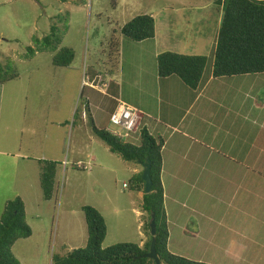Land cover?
<instances>
[{
    "label": "rangeland",
    "instance_id": "rangeland-1",
    "mask_svg": "<svg viewBox=\"0 0 264 264\" xmlns=\"http://www.w3.org/2000/svg\"><path fill=\"white\" fill-rule=\"evenodd\" d=\"M112 3L0 0V63L7 75H11V67L19 73L6 84L5 107L19 104L22 97H36L31 109L27 108L24 127L35 129L36 144L44 149L47 144L51 155L59 159L54 179L57 193L50 201L43 198L41 169L38 181L33 175L23 177L26 186L21 183L20 192L16 189L19 196L6 191L13 175L11 164L0 173V219L5 204L20 197L32 230L31 237L15 243L13 254L21 264H52L53 256L85 247L88 233L83 208L87 206L105 220L103 248L138 244L141 235L149 239L142 200L134 191L138 174L133 170L141 173L143 167L113 154L93 134L94 124L120 133L110 124L115 102L103 96L104 80L112 91L124 90L125 98L137 101L152 118L157 114L155 107L162 109L163 116L179 128L174 138L166 139L170 145L167 170L174 167L169 159L176 158L173 151L187 154V160L177 164L193 183L168 186L169 252L207 264H264V74L230 77L234 82L229 78L211 82L207 91L200 86L198 91L187 87L178 76L160 80L156 58L163 52L205 56V72L212 68L220 28L215 0H117L115 7ZM141 14L153 16L155 39L135 42L121 35L120 29ZM55 16H64L62 24L68 28L61 46L75 53L68 69L54 68L52 53L26 57L27 48H36L34 40L49 32ZM92 72L100 80L92 81ZM56 91L63 99L60 117H68L69 127L56 136L49 133L46 141L49 101ZM35 108L36 112L32 111ZM145 122L150 124L152 136L160 138L163 130L158 123L147 118ZM245 122V138L233 136L240 135ZM229 126H233L231 134ZM141 129L142 124L137 133L123 139L138 146ZM186 131L203 144L195 138L180 142ZM201 166L206 171L200 172ZM213 193L216 207L211 205ZM9 195L3 205L2 199Z\"/></svg>",
    "mask_w": 264,
    "mask_h": 264
},
{
    "label": "trees",
    "instance_id": "trees-1",
    "mask_svg": "<svg viewBox=\"0 0 264 264\" xmlns=\"http://www.w3.org/2000/svg\"><path fill=\"white\" fill-rule=\"evenodd\" d=\"M117 0H112L116 6ZM219 13V30L212 64L214 79L233 76L264 74V0H215ZM49 32L41 39H35L36 48H27L26 57L32 58L37 52L53 54L52 66L56 69L71 67L75 53L69 47L61 46L68 28L64 16H55ZM56 20V21H55ZM152 15L141 14L125 24L120 33L135 42L153 39L156 34ZM157 72L160 78L178 76L184 84L195 90L198 88L208 59L205 56H189L173 52H163L157 56ZM13 69V70H12ZM7 75L0 63V85H5L19 77L11 67ZM94 136L103 142L113 154L121 156L126 162L141 166L147 160L151 163L150 177L152 188L145 193V182L138 173L134 191L143 192L142 210L145 213V233L147 240L143 246L135 243H119L103 248L107 236L104 218L90 206L84 207L87 223V245L66 253L53 256L52 264H155L143 255L150 250L152 236L149 223L152 215L156 224V253L161 264H207L171 254L168 250L169 227L164 204L162 184L164 140L155 139L146 128L140 130V144L133 145L108 130L93 125ZM56 162L40 161L42 171L40 181L43 198L50 201L54 197ZM135 179V178H134ZM57 193V192H56ZM25 206L20 197L8 201L0 219V264H21L13 254V246L20 239H28L32 230L26 221Z\"/></svg>",
    "mask_w": 264,
    "mask_h": 264
},
{
    "label": "crops",
    "instance_id": "crops-1",
    "mask_svg": "<svg viewBox=\"0 0 264 264\" xmlns=\"http://www.w3.org/2000/svg\"><path fill=\"white\" fill-rule=\"evenodd\" d=\"M155 39V38H154ZM159 55V54H158ZM172 77V76H171ZM171 77L168 78H158L160 80H167V79H171ZM233 78V77H232ZM232 78H229L231 82H234V80ZM100 80V76L95 74V73H91V80ZM158 79V81H159ZM226 80V78L224 79H214L212 76V68L209 69L207 72H204L203 78L201 80V84L199 85L201 87V89H205V91H207V88L210 86L211 89V82H222ZM157 81V83H158ZM205 82V84H203V82ZM103 84V96H106L108 98H110L111 100H113L115 102L114 108L112 110L111 113H113L119 106L124 105L130 108H133L137 114L139 115V117H141L140 123L138 125V128L140 127V125L142 124V128H146L148 130V132L152 135V133L150 132V124L146 123V118L147 120H153L155 123H158V127H161L163 130L162 135L160 134V138H162L164 140V145H163V149H162V157H163V167H162V173H161V178H162V184H163V191H164V204L166 202V197L168 195V186H170L172 183H174L175 185H183V184H187V185H192L193 182L187 180L185 177L186 176V172L182 171L183 170V166L181 165V169H179V164H177L179 162V160H187V154H182L180 155L179 153L176 154V152L173 151L174 155L176 156V158H174L173 156H171L169 159L171 161V164L174 167H178L177 169H174V167L171 170H167V150L168 147L170 145L169 142L167 141L168 139L170 140V138H174L175 134L177 132H179V128L178 126L172 124V122L169 120V118L166 116H163V110L156 108V116L155 118L151 117L150 112H148L147 110L143 109L138 103L137 101H131V100H127L125 98V93L124 90L121 89H116L114 91L111 90V85L108 86L106 84H104V80L101 83ZM96 84L94 85V82H92L91 84V88L95 89L96 88ZM198 86L197 90H201L200 87ZM78 88V87H77ZM108 89V92H105L104 89ZM76 91V89H75ZM6 84L5 85H0V173L2 171L3 168L6 169V167H8L9 164H11V167H13V175L11 179V184L9 186L6 187V191L8 190V193H12L15 194L17 196L18 193L16 191L19 190L20 192V186L21 183H23L26 186V183L22 180L23 177H28V179L33 175V177L36 178V180L38 181V171L40 170V161L43 160H47V161H52V162H57L59 161L58 158H55L53 155H51V153L49 152V149L47 147V144L45 146L44 149V145L38 146L36 144V140L35 137L37 135V132L35 129H27L26 127H24V124L26 123L27 120V115H26V111L28 110L27 108L29 107V109H31V102L33 100H36V97H33V99L28 100L27 97H22V99L20 100V103H16L17 105V109L14 108L16 105L15 103H13V107H5V96H6ZM74 92V91H73ZM110 92V95H109ZM75 94H73V98ZM199 95H203L202 92L200 91ZM199 95L195 96V101L199 100ZM51 100L49 101V103L51 102L52 105H50L51 109V113L49 112L48 116H49V120L47 122V126L46 129L49 130V132H45L44 133V140H49L48 134H52L54 136L57 135V133L59 132V130H63V132L66 130V128H68L69 126H67L68 123V117H66L65 119L60 117V109H61V105L63 102L62 99V95L59 94V91H56V93H54L51 96ZM9 98V97H8ZM87 102V108L88 110L91 112L92 110V104L89 100V98H87L86 100ZM72 103H74V101H70L69 105L72 106ZM195 103V102H194ZM3 106L6 109V114L3 113ZM256 106H259L256 102ZM23 108V110H22ZM49 109V108H48ZM37 108H35L34 112H36ZM8 111V112H7ZM86 114V109L83 110V119L85 117ZM185 119V117H184ZM246 118L243 119V121ZM92 121L94 124V120L92 117ZM191 121V120H190ZM182 122V119L180 121V124ZM246 122L247 119H246ZM246 122L245 125L243 124V127H240V135H237L236 133H234L233 136H237V137H244L245 138V126H246ZM190 123V122H189ZM191 125H195L193 124L194 121L191 122ZM95 125V124H94ZM240 125V124H239ZM96 128H98L97 126H95ZM191 127V126H189ZM193 127V126H192ZM233 126H229L228 127V134H231V128ZM99 129V128H98ZM138 131V129H137ZM170 131V133H169ZM137 133V132H135ZM133 133V134H135ZM169 136L166 137V135ZM131 136V135H130ZM182 137L180 142L182 141V139H194L195 142H198L199 144H203L200 141V138H196L193 137L191 133H189V131L186 132H182ZM236 137V138H237ZM167 139V140H166ZM198 139V140H197ZM235 139V138H234ZM24 144L26 146V148L24 147ZM202 146V145H201ZM173 148V147H172ZM186 150H189L188 146L186 147ZM247 156H249V154H247ZM226 158H230V156H225ZM230 160H235L234 158H230ZM33 166H37L35 167V169L33 168ZM252 170V168H251ZM41 171V170H40ZM206 171V169H204L202 166L200 167V172ZM134 174H138L140 172H138V169L133 170ZM188 173V172H187ZM193 179V178H192ZM35 180V181H36ZM34 185V180L32 181L31 187ZM137 196L139 199H143V192H137ZM10 199V195L6 198L2 199L3 205ZM212 199L213 201L211 202L212 207H216L215 202H217V196L213 193L212 194ZM172 200V199H171ZM140 207V205H139ZM166 210V209H165ZM35 210L32 213L35 214ZM166 214H168V211L166 210ZM167 220H168V216H167ZM211 222H213V219L211 220ZM168 224H169V220H168ZM142 225V223H140V226ZM170 235L171 232L169 233V241H170ZM142 239L140 240V242L138 243V245L143 246L146 239L144 237V235H141Z\"/></svg>",
    "mask_w": 264,
    "mask_h": 264
},
{
    "label": "built area",
    "instance_id": "built-area-1",
    "mask_svg": "<svg viewBox=\"0 0 264 264\" xmlns=\"http://www.w3.org/2000/svg\"><path fill=\"white\" fill-rule=\"evenodd\" d=\"M141 117L130 107L121 105L111 115L110 123L120 129V133L111 131L120 138L129 137L131 133L137 132Z\"/></svg>",
    "mask_w": 264,
    "mask_h": 264
},
{
    "label": "water",
    "instance_id": "water-1",
    "mask_svg": "<svg viewBox=\"0 0 264 264\" xmlns=\"http://www.w3.org/2000/svg\"><path fill=\"white\" fill-rule=\"evenodd\" d=\"M143 167V175H142V180L145 182V193L149 194L152 188V181L150 177V170H151V163L149 160H147L145 163L142 165ZM150 232L152 236V242L150 245V250L148 253L144 254L143 257L147 259H151L155 262V264H161L160 260L158 259L157 253H156V224H155V217L152 215L150 223Z\"/></svg>",
    "mask_w": 264,
    "mask_h": 264
},
{
    "label": "clouds",
    "instance_id": "clouds-1",
    "mask_svg": "<svg viewBox=\"0 0 264 264\" xmlns=\"http://www.w3.org/2000/svg\"><path fill=\"white\" fill-rule=\"evenodd\" d=\"M110 124H111V123H110ZM107 130L111 132V130H110V129H107ZM131 134H133V133H131ZM131 134H130V135H131ZM129 137H130V136H129ZM122 139H123V138H122Z\"/></svg>",
    "mask_w": 264,
    "mask_h": 264
}]
</instances>
